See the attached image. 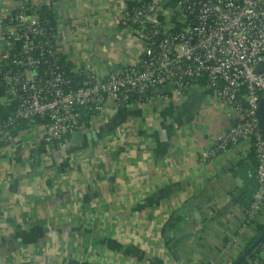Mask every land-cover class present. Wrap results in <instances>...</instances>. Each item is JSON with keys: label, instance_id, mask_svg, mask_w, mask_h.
I'll return each instance as SVG.
<instances>
[{"label": "crops", "instance_id": "0c3cea01", "mask_svg": "<svg viewBox=\"0 0 264 264\" xmlns=\"http://www.w3.org/2000/svg\"><path fill=\"white\" fill-rule=\"evenodd\" d=\"M19 1L49 4L0 6L13 11ZM128 5L52 0L65 64L94 63L102 74L133 62L137 41L122 21ZM236 119L200 81L184 95L168 88L124 111L107 107L80 140L47 145L37 126L19 132L15 144L0 140V264H231L255 234L253 225L240 230L256 186L251 147L242 141L214 158L205 154ZM32 141L41 147L34 163L18 146ZM183 208L198 218L179 216L166 236ZM255 222L264 226V207ZM187 233L196 238L179 245L177 260L168 245ZM257 256L264 264V243Z\"/></svg>", "mask_w": 264, "mask_h": 264}, {"label": "built area", "instance_id": "2783aa9c", "mask_svg": "<svg viewBox=\"0 0 264 264\" xmlns=\"http://www.w3.org/2000/svg\"><path fill=\"white\" fill-rule=\"evenodd\" d=\"M129 4L122 21L137 41V58L102 74L94 63L77 68L61 63L55 30L36 13L44 4L19 1L13 11L0 6V110L12 109L10 116L0 117V140L15 144L16 131L37 126L44 131L40 141L52 145L107 107L124 111L144 93L162 87L184 95L204 81L211 97L237 116L205 157L214 158L242 141L255 155L256 186L240 226L246 229L264 207V137L258 118L264 97V0ZM82 111L90 113L87 123ZM21 123L28 126L19 129ZM39 145L18 146L29 151L34 163Z\"/></svg>", "mask_w": 264, "mask_h": 264}, {"label": "trees", "instance_id": "16d2710c", "mask_svg": "<svg viewBox=\"0 0 264 264\" xmlns=\"http://www.w3.org/2000/svg\"><path fill=\"white\" fill-rule=\"evenodd\" d=\"M49 4L48 5H43L41 7H39V9L37 10V14L40 16L41 19L46 20L48 25L53 28V31L55 30V22H54V12L53 9L51 8V2L52 0H48ZM61 59V63H63L64 65L65 62L62 58ZM66 67L68 68L69 66L66 65ZM75 87L77 86V84H73ZM139 100H142V96L139 97ZM12 113V109H6V110H0V117L1 118H5L7 116H10ZM82 113H84V117H83V121L85 123L88 122V119L90 117V113H88L87 111H82ZM263 122H264V117H263ZM89 125V124H88ZM28 125H26V123H21L19 129L22 128H26ZM87 126V125H86ZM18 133L17 131L14 133V136H16ZM61 141V140H60ZM56 143V142H55ZM41 148V147H39ZM250 162L252 164L251 168H254L256 170V159H255V155L253 150L251 149V157H250ZM252 200V196L251 199L249 201V203H251ZM250 205V204H249ZM256 220V219H255ZM255 220L251 221V224L254 227L255 230V234L252 238H250L245 245L243 246V248L241 249V251L238 253V255L232 260L231 264H234L236 261H238L240 259V257L248 250L249 247H251V245L255 242V240L260 237L261 235L264 234V226L258 224L257 222H255ZM264 243V239L248 254V256L246 258H244L243 260H241L238 264H258L259 262V258H258V253L260 251V247L261 245ZM260 264V263H259Z\"/></svg>", "mask_w": 264, "mask_h": 264}, {"label": "water", "instance_id": "95a60500", "mask_svg": "<svg viewBox=\"0 0 264 264\" xmlns=\"http://www.w3.org/2000/svg\"><path fill=\"white\" fill-rule=\"evenodd\" d=\"M166 91V87H162L161 89H155L153 90L154 94H158L159 92H165ZM148 95L146 93H144L142 95V97H147ZM263 111H264V97L261 99L260 105H259V110H258V118H259V125L260 128L262 130V134L264 137V122H263ZM71 136L73 137V139L75 140H80L81 137V133L80 131L74 132L71 134ZM189 206V205H186ZM185 208L181 209V211L175 213L173 215V217L171 219H169L166 228H165V233L166 236L169 233V230L172 226V223L174 222V220H176L179 216H183L185 217L187 214L190 215L191 217H193L194 215L191 214V212H188L187 214L185 213ZM196 218H198V216H194ZM188 238H192L195 240L196 235L195 234H191V233H187V234H182L179 237L175 238L174 240L171 241V243L168 245V249L170 250V252L172 253V255L178 260L179 259V255H178V247L179 245L185 241ZM264 239V234L261 235L260 237H258L255 242L251 245V247L248 248V250L240 257V259L238 261H236L234 264H238L241 260H243L244 258H246L248 256V254Z\"/></svg>", "mask_w": 264, "mask_h": 264}]
</instances>
